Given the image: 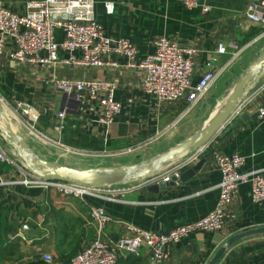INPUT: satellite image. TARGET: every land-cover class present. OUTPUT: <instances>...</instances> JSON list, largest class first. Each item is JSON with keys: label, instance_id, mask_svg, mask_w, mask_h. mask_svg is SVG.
Returning <instances> with one entry per match:
<instances>
[{"label": "crops", "instance_id": "0c3cea01", "mask_svg": "<svg viewBox=\"0 0 264 264\" xmlns=\"http://www.w3.org/2000/svg\"><path fill=\"white\" fill-rule=\"evenodd\" d=\"M4 7L23 11L24 0H0ZM115 8L107 14L104 3ZM251 0H200L210 7L188 9L178 0H93L94 17L105 35L124 37L136 47L135 61L153 52V40L163 36L194 49L192 57L195 84L206 69L221 73L204 96L192 107L182 99L176 103H157L140 88L141 68L125 65L126 58L117 57L114 67H82L59 65L41 69L36 65L17 66L0 59V98L19 99L34 105L40 115L37 127L50 138L62 143L94 151L91 161L76 160L63 164L77 168L100 165L118 166L156 156L189 137L206 121L217 104L226 96L243 69L264 49V26L245 19L244 8ZM260 16L262 11H257ZM62 38L61 31L55 33ZM223 42L226 51H217ZM60 56H66L64 51ZM60 79H100L115 84L114 98L122 112L105 128L92 117L82 119L75 93L64 98L46 82V75ZM67 106L63 128L55 111ZM264 109V81L259 88L245 94L236 112L204 145L202 152L182 154L171 164L196 155L178 175L204 158L200 168L185 180H174L156 190L145 179L118 184L111 195L107 189L83 197L67 195L54 188L26 185L25 171L0 161V264H45L43 254L51 256V264H69L70 259L93 239L96 223L89 213L100 208L108 217L103 239L109 243L126 233V224L144 230L166 232L171 227L191 222L210 211L217 199L221 174L213 161V153H237L242 157L239 173H264V115L256 120H243L242 112L253 114ZM13 129L16 117L9 112ZM13 115V116H12ZM237 123V126H233ZM104 135H93L91 129ZM66 138L95 141L101 149L68 144ZM34 150L47 151L36 143ZM0 146L7 150L0 134ZM49 149H54L50 147ZM40 155H42L40 153ZM86 157V156H85ZM109 162L105 163L106 160ZM61 162V163H62ZM167 166L164 167L166 169ZM163 170V169H162ZM177 176V175H176ZM228 216L215 231H193L171 244L167 257L159 262L145 247L136 254H121L115 264H208L218 248L231 236L245 230L264 227V201L254 202L250 182L237 186L227 205ZM27 224L28 231L23 225ZM213 264H264V232L247 234L225 249Z\"/></svg>", "mask_w": 264, "mask_h": 264}, {"label": "built area", "instance_id": "2783aa9c", "mask_svg": "<svg viewBox=\"0 0 264 264\" xmlns=\"http://www.w3.org/2000/svg\"><path fill=\"white\" fill-rule=\"evenodd\" d=\"M178 1L188 9L200 7L204 13L210 9L208 5L201 4L200 0ZM104 8L107 14H112L115 5L111 1H106ZM257 11H262V14L258 16ZM244 16L253 24L264 26V0L247 2ZM57 30L62 33L59 41L55 36ZM152 45L153 52L136 62V47L129 39L113 38L104 34L94 17L93 0H24L21 12L4 7L0 1V59L4 58L17 66L33 64L41 69L55 68L57 64L114 67L118 65L117 57L123 56L126 58V66L141 68L144 76L140 88L157 103H176L183 99L188 104V108L204 96L221 73L220 69H206L193 84L191 82L193 48L180 45L177 41L163 36L156 37ZM60 51H64L66 56H60ZM217 51L220 53L226 51L223 42L217 44ZM46 82L64 98L69 99L75 93L81 118L92 117L102 128L107 127L122 112V105L114 98L113 82L100 79H60L53 73L46 75ZM0 99L11 109L17 125L29 144L36 143L47 151L50 147H54L62 151L61 156L63 154L97 155L94 151L71 147L50 138L37 127L40 112L34 105L16 98L10 101ZM66 112L67 106L55 111L59 122L55 127L57 133L63 128ZM262 115L264 109L260 108L259 116ZM91 134L104 135L105 131L101 133L98 129L92 128ZM203 147L196 151L202 152ZM50 150L54 151V149ZM212 156L220 171L221 180L216 202L205 215L191 222L179 223L166 232L149 231L126 224V233L109 243L103 239V228L109 217L100 208L91 207L89 215L96 223L94 237L70 259L69 264H115L119 255L136 254L141 247L148 249L152 258L159 262L167 257L171 244L191 232L219 230L228 216L226 208L228 202L239 184L249 181L252 200L264 201V173L260 171L249 174L239 173L237 169L243 159L237 153L216 152ZM196 158V155H192L186 160L170 164L166 169L151 176L150 180L145 179V183L168 181L171 176L178 175L184 166L189 165ZM0 161L22 168L25 171L22 182L26 185L44 189L54 188L67 195L77 197H83L85 194L96 195L103 189H107V192L113 195L115 189L111 187L117 186H81L38 178L22 166L14 153L5 150L2 146H0ZM42 259L45 264H51L49 254H43Z\"/></svg>", "mask_w": 264, "mask_h": 264}, {"label": "water", "instance_id": "95a60500", "mask_svg": "<svg viewBox=\"0 0 264 264\" xmlns=\"http://www.w3.org/2000/svg\"><path fill=\"white\" fill-rule=\"evenodd\" d=\"M264 81V49L255 60L245 67L240 76L234 81L220 105L212 111L206 121L189 137L178 142L166 151L151 158L138 160L118 166L100 165L86 168H77L62 164L42 157L29 144L24 133L20 129H13L10 119L5 112V106L0 99V134L2 141L8 144L13 153L18 157L22 166L32 175L44 179L61 182H69L81 186L102 187L133 182L137 179L150 180L154 174L169 166L173 159L186 153H192L203 147L210 138L232 117L239 101L245 94L251 93L260 87ZM257 112L248 114L242 112L239 117L243 120H256ZM237 126V123H233ZM204 158L198 160L190 168L179 175H173L168 181H161L151 185V189L162 188L174 180H185L200 168ZM28 231L27 224L22 227ZM264 232V227L245 230L231 235L221 245L208 264H213L227 247L247 234Z\"/></svg>", "mask_w": 264, "mask_h": 264}, {"label": "rangeland", "instance_id": "374dc122", "mask_svg": "<svg viewBox=\"0 0 264 264\" xmlns=\"http://www.w3.org/2000/svg\"><path fill=\"white\" fill-rule=\"evenodd\" d=\"M5 106V105H4ZM6 107V106H5ZM6 110L8 111V113L9 112H11V109L10 108H8V107H6ZM13 111V110H12ZM14 112V111H13ZM10 114V113H9ZM17 127H18V129H20V127L17 125ZM5 146H6V148H7V151H10V152H12L13 153V151L11 150V148H10V146L8 145V144H5ZM49 151H50V153H49ZM49 151H39V153L38 154H42L41 156L42 157H45L46 159H49V160H53V161H58V162H62V161H67L68 163H77L76 162V160H85V161H91L92 159H91V157H88V156H86L85 157V155L84 154H68V155H66V154H63V156H61V152L62 151H60V150H54V151H51L50 149H49ZM82 153V152H81ZM60 154V155H59ZM15 155V154H14ZM15 157H17L16 155H15ZM18 158V157H17ZM107 162H109V160L107 159L106 161H105V163H107ZM64 162H62V164H63ZM70 166V165H69Z\"/></svg>", "mask_w": 264, "mask_h": 264}, {"label": "trees", "instance_id": "16d2710c", "mask_svg": "<svg viewBox=\"0 0 264 264\" xmlns=\"http://www.w3.org/2000/svg\"><path fill=\"white\" fill-rule=\"evenodd\" d=\"M65 140L68 144H73V145H76V146H79L82 148H90V149L91 148H93V149H101L102 148V145H100L97 142L92 141V140L83 141V139H82L81 141H77V140H74L72 138H66ZM1 225H3L2 220H0V234H1Z\"/></svg>", "mask_w": 264, "mask_h": 264}, {"label": "bare ground", "instance_id": "6f19581e", "mask_svg": "<svg viewBox=\"0 0 264 264\" xmlns=\"http://www.w3.org/2000/svg\"><path fill=\"white\" fill-rule=\"evenodd\" d=\"M218 105H220V103H219ZM5 112H6L7 117L10 119L11 116L9 117L10 114L8 113V111L6 110V108H5ZM12 116H13V115H12ZM10 124H11V122H10ZM1 125H2V124H1V122H0V126H1ZM11 126H12V125H11Z\"/></svg>", "mask_w": 264, "mask_h": 264}]
</instances>
